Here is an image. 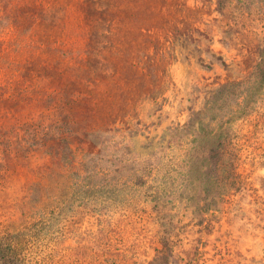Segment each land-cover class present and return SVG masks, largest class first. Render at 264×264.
I'll list each match as a JSON object with an SVG mask.
<instances>
[{
	"label": "rangeland",
	"instance_id": "obj_1",
	"mask_svg": "<svg viewBox=\"0 0 264 264\" xmlns=\"http://www.w3.org/2000/svg\"><path fill=\"white\" fill-rule=\"evenodd\" d=\"M0 264H264V0H0Z\"/></svg>",
	"mask_w": 264,
	"mask_h": 264
},
{
	"label": "trees",
	"instance_id": "obj_2",
	"mask_svg": "<svg viewBox=\"0 0 264 264\" xmlns=\"http://www.w3.org/2000/svg\"><path fill=\"white\" fill-rule=\"evenodd\" d=\"M201 113H199L200 115ZM229 120H227L225 122L228 123ZM223 124V123H222ZM204 127V122L203 120H199L198 122H193L191 125H188L187 127H181V126H177L173 129H169V131H167L162 139L161 146L163 145V148H176L177 152H180V156L179 159H184L185 157V145L187 143V140L184 137V133L185 131H187V128L190 129V135L191 137H193V141H196V137H198V135L201 134V131ZM112 130H110L109 128L105 129V130H100V129H96L95 131H90V132H86L84 134V138L86 139L85 142L87 141L88 143H91V146H94V140L96 138V136L98 137V135H101L103 133H107V132H111ZM165 143L168 144V146H165ZM156 149V147H155ZM154 155V154H153ZM88 156V155H87ZM163 158V157H162ZM88 159V158H87ZM90 161V160H89ZM88 160H86L83 164V169L85 171L88 170ZM115 172L120 171V168H117L114 170ZM89 177L92 179V177H98V176H102V175H108V173H113V170H104L101 171V168L99 170L93 169L92 171H89ZM102 174V175H100ZM132 174L129 175H121L119 176V179L117 182H110L107 184V188L110 185L111 189L114 191L113 192V197H115V200H118L120 195L123 193H132V192H137L136 190L139 189L140 186H142L141 184L138 185L137 182L138 181H132L131 180ZM76 185V190H81L82 186L75 184ZM102 187V186H101ZM99 184H91L88 186V189H90V191L96 192V191H100L102 190ZM103 188V187H102ZM92 196L87 194V191L85 193V191L83 190V193L81 195L82 198V202H87V200H90ZM148 197H152L151 201H155L156 203L159 204V202H162L164 199V195L160 192H155L154 194H152L151 196Z\"/></svg>",
	"mask_w": 264,
	"mask_h": 264
}]
</instances>
